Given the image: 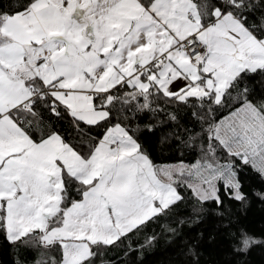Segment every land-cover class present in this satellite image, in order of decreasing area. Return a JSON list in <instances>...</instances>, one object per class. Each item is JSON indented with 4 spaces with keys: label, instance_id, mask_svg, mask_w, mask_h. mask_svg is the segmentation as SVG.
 <instances>
[{
    "label": "snow or ice",
    "instance_id": "6c2138e0",
    "mask_svg": "<svg viewBox=\"0 0 264 264\" xmlns=\"http://www.w3.org/2000/svg\"><path fill=\"white\" fill-rule=\"evenodd\" d=\"M257 185L264 0H0V264H202Z\"/></svg>",
    "mask_w": 264,
    "mask_h": 264
},
{
    "label": "trees",
    "instance_id": "16d2710c",
    "mask_svg": "<svg viewBox=\"0 0 264 264\" xmlns=\"http://www.w3.org/2000/svg\"><path fill=\"white\" fill-rule=\"evenodd\" d=\"M257 190L264 191V188L257 185ZM245 191L248 192L249 189L246 187ZM188 211L183 206L180 209L183 214ZM241 228L254 237H264V200L254 193L250 195L246 205H230L224 210L222 217H206L196 229L197 232L203 231L216 236L214 243L200 249L202 264H264V243L254 244L247 253L233 251L230 233ZM170 255L174 254L163 251L149 253L145 264H162Z\"/></svg>",
    "mask_w": 264,
    "mask_h": 264
},
{
    "label": "clouds",
    "instance_id": "9594fccd",
    "mask_svg": "<svg viewBox=\"0 0 264 264\" xmlns=\"http://www.w3.org/2000/svg\"><path fill=\"white\" fill-rule=\"evenodd\" d=\"M251 235V234H249ZM252 236V235H251ZM256 243H264V237H254L252 236Z\"/></svg>",
    "mask_w": 264,
    "mask_h": 264
}]
</instances>
